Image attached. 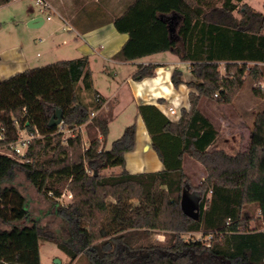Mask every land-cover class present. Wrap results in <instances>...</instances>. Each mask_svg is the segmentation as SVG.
Listing matches in <instances>:
<instances>
[{
	"label": "trees",
	"instance_id": "16d2710c",
	"mask_svg": "<svg viewBox=\"0 0 264 264\" xmlns=\"http://www.w3.org/2000/svg\"><path fill=\"white\" fill-rule=\"evenodd\" d=\"M100 15L102 24L111 21L117 32L127 34L118 59L170 52L189 62L192 79L183 81L177 68L171 74L175 87L184 82L191 89L189 107L176 121L154 104L137 107L163 168L130 173L124 154L134 148L135 123L104 146L110 119L98 112L104 98L93 88L87 55L0 79L1 142L15 140L20 130L34 134L20 160L0 153V264H40V239L54 243L70 260L83 252L90 264H264V227L249 228L250 217L243 212L254 205L264 224V109L253 117L249 147L235 154L210 149L218 131L200 109L201 98L231 103L246 76L262 81L264 6L260 12L243 0H121L118 8H102ZM157 66L137 65L131 77H151ZM56 109L62 113L61 127L48 125ZM82 125L87 141L78 129ZM64 131L70 133L65 144ZM48 148L52 154L41 160ZM186 157L204 169L196 185L183 167ZM115 166L121 170L101 173ZM15 168L66 220V240L29 220L25 195L4 184ZM186 184L201 196L197 219L180 207ZM63 188L72 200L58 205ZM160 230L164 241H152ZM189 232L212 234L210 245L184 239Z\"/></svg>",
	"mask_w": 264,
	"mask_h": 264
},
{
	"label": "rangeland",
	"instance_id": "374dc122",
	"mask_svg": "<svg viewBox=\"0 0 264 264\" xmlns=\"http://www.w3.org/2000/svg\"><path fill=\"white\" fill-rule=\"evenodd\" d=\"M245 1L256 10H262V2L264 0ZM216 4L220 5V2H217ZM238 5L240 6V4ZM30 9H33L38 16L43 17L44 23L42 25L33 27L30 26L28 21H24L25 14ZM237 14L238 13L235 10L234 15L237 16ZM47 15L50 16V20L46 19ZM81 36L84 38L83 33L76 35L75 30L69 27L68 24L61 20L53 11L44 8L40 9L39 5L35 4L34 0H18L9 4L0 5V51L14 44H19L29 56L30 68L82 55L77 49L78 45L84 44ZM108 36L106 49L113 48L117 44ZM103 43L105 42H100V44L104 45ZM90 45L94 47L92 43H90ZM88 53L91 54L88 58L93 88L100 91L109 101V105H112L116 102L118 96L115 93V89L118 85L117 81H120L127 75L131 66L130 64L121 65L120 67H122V70L118 72V75H114L116 70L114 69L116 68L114 64L103 60L97 53L92 52L91 49ZM149 58L151 60H164L168 62L176 57L169 52H163L154 54ZM183 68H185L184 65L180 64V69ZM219 71L221 73L224 72L222 64L219 66ZM189 77V80L192 79V76ZM79 85H81V82H79ZM246 105L252 107V113L264 109V85L261 82L257 83L251 76L245 77L243 85L231 103H218L210 98L200 99L201 111L210 118L218 131V137L215 143L210 146V149L221 148L228 154H235L244 149L245 146L240 143L242 142V135H246L247 130L249 128L251 129L250 114L244 108ZM108 109V113L105 112V114L108 115L112 123L111 131L104 144L105 147H110L111 142L121 135V132L117 129V123H119L118 120L112 118V112H116V110L113 106H110ZM111 109L113 111H111ZM240 113H242V117L245 119V121L241 123L242 125H240L239 120L236 117L240 116ZM221 118L224 120H221ZM78 129L82 132L85 141H87L85 126L82 125ZM21 133L24 135L25 131H21ZM69 135L70 133L68 131L63 132L62 143H66V139ZM35 137L40 138L41 136L36 135ZM138 151H140V155L143 156L144 149L139 147ZM51 154L52 150L48 148L46 152L40 155V159H47ZM13 157L20 160L19 156ZM183 167L189 175L192 185H196L201 177H204L205 175L201 164H198L196 160L189 157L184 159ZM120 170L121 167L119 166L108 167L102 169L101 173L107 175L110 173H117ZM4 184L15 186L25 195L30 221L32 219H37L38 225L46 232L51 233L62 240L68 238V223L55 212L52 203L46 197L36 192L35 188L27 180L24 171L15 168L12 178ZM189 191L193 190L189 189ZM71 200L72 196L70 192L66 188H63L60 197L56 199V203L58 205H64L71 202ZM132 201L136 202L135 199H132ZM243 212L250 217L248 222L249 228L258 230L264 227V224L259 217L258 210L254 205L247 206ZM30 221H26L27 223L25 225H31L32 222ZM199 233L201 234V232ZM164 234L165 232L163 230L155 231L151 235V240L164 241ZM200 234L197 232H189L184 234L183 237L184 239H197ZM38 251L40 264H90L83 252L79 254L77 259L70 260L54 243L44 239L39 240Z\"/></svg>",
	"mask_w": 264,
	"mask_h": 264
},
{
	"label": "crops",
	"instance_id": "0c3cea01",
	"mask_svg": "<svg viewBox=\"0 0 264 264\" xmlns=\"http://www.w3.org/2000/svg\"><path fill=\"white\" fill-rule=\"evenodd\" d=\"M15 1L18 0H11L6 4ZM46 1L49 4V7L44 9H49L56 13L61 20H63L68 24L69 27L75 30L76 35H80L82 33L84 34V38L83 36H81L84 44L78 45L77 47L79 53L90 57L91 54L88 52H90L91 49L92 52L97 53L103 60L109 61L116 66V68H114L116 69L114 75H118V72L122 70V67H120L121 65L130 64L131 69L129 70L127 75L120 81H117L118 85L115 89V93L118 96L114 104L109 105V101L105 98V96L96 88H94L104 98L103 105L98 110V112L108 113V108L110 106H113L116 112L111 109V111L114 112H112V118L118 120L119 123H117V129H119L120 132H122L123 128L126 125L132 122L135 123L136 130L134 148L133 150L128 151L124 154L125 169L128 172L138 173L161 170L163 168V164L152 148L150 136L146 130L141 116L138 113L137 107L141 104H154L169 119H171L172 121H176L179 117L181 109H187L189 107L188 93L191 89L188 88L184 82L175 87L171 82V74L175 68L180 69V64H183L185 68L180 69L182 72V79L183 81L189 80V76H191L189 70V62L180 61L177 56H175L176 58H174L173 60H169L168 62L164 60H151L149 57L154 54L132 61H124L118 59L116 57V53L118 52L124 41L127 39V34L117 32L111 21L102 24L100 12L102 11V8L106 10L118 8L120 5V0ZM243 1L246 2L245 0ZM247 4L251 6L249 3ZM263 6L264 1L262 2V10L260 12L263 11ZM39 7L40 9H42L41 6ZM253 9L256 10L255 8ZM94 10H97L98 14L93 12ZM25 15L26 16L24 21H28V23H30V26L38 27L44 23L43 17L38 16L33 11V9L28 10ZM237 16L239 15L237 14ZM47 20H50V18ZM107 36L111 38L115 43H117L115 47L106 49L108 39ZM100 42L105 43H103L104 45H102L100 44ZM90 43H92L94 47L91 46ZM29 60V56L19 44H14L6 49L1 50L0 79L8 78L16 72H20L30 68ZM148 63L158 65L155 68L154 75L138 81L133 80L131 75L135 71L137 65H144ZM258 65L263 69L261 83L264 85V62L258 63ZM244 108L250 114V123L252 127V117L256 112L252 113V107L248 105H246ZM242 116V113H240V116H236L239 120L240 125H242L241 123L245 121ZM221 120L224 119L221 118ZM111 123L112 121H109V132L111 131ZM250 130L251 129L249 128L246 135H242V142L240 143L241 145L245 146L243 150H246L249 147ZM139 147H142L144 149L143 156H141L140 151H138ZM197 163L199 164V162Z\"/></svg>",
	"mask_w": 264,
	"mask_h": 264
},
{
	"label": "built area",
	"instance_id": "2783aa9c",
	"mask_svg": "<svg viewBox=\"0 0 264 264\" xmlns=\"http://www.w3.org/2000/svg\"><path fill=\"white\" fill-rule=\"evenodd\" d=\"M35 4L41 6L42 8H48L49 4L47 3L46 0H34ZM47 19L50 18V16L46 17ZM61 123V122H60ZM59 123V126L61 127V124ZM21 131L25 130H20L18 132V136L15 140L7 142V143H2L3 139V134L0 133V153L5 154L8 156H22L27 149L29 142L33 138L34 134L33 133H28L25 131V134L23 135ZM200 234L199 232H197ZM212 234H207L203 235L202 233L200 236L197 238L198 240H202L205 242L207 246L210 245V239H211Z\"/></svg>",
	"mask_w": 264,
	"mask_h": 264
},
{
	"label": "water",
	"instance_id": "95a60500",
	"mask_svg": "<svg viewBox=\"0 0 264 264\" xmlns=\"http://www.w3.org/2000/svg\"><path fill=\"white\" fill-rule=\"evenodd\" d=\"M30 24V23H29ZM172 30L171 26L169 28ZM62 120V113L60 109H56L48 122L49 126L57 125ZM96 173V172H95ZM200 194L197 191H189V185L186 184L182 189L180 197V207L183 213L193 219H197L199 216V199Z\"/></svg>",
	"mask_w": 264,
	"mask_h": 264
}]
</instances>
